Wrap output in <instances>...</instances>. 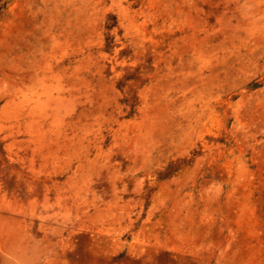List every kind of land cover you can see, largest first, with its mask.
Instances as JSON below:
<instances>
[{
  "label": "rangeland",
  "instance_id": "1",
  "mask_svg": "<svg viewBox=\"0 0 264 264\" xmlns=\"http://www.w3.org/2000/svg\"><path fill=\"white\" fill-rule=\"evenodd\" d=\"M0 264H264V0H0Z\"/></svg>",
  "mask_w": 264,
  "mask_h": 264
}]
</instances>
